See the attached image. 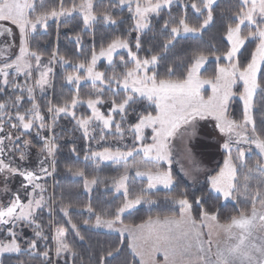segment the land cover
I'll list each match as a JSON object with an SVG mask.
<instances>
[{
  "label": "snow or ice",
  "instance_id": "6c2138e0",
  "mask_svg": "<svg viewBox=\"0 0 264 264\" xmlns=\"http://www.w3.org/2000/svg\"><path fill=\"white\" fill-rule=\"evenodd\" d=\"M251 40L264 0H0V264H264Z\"/></svg>",
  "mask_w": 264,
  "mask_h": 264
},
{
  "label": "rangeland",
  "instance_id": "374dc122",
  "mask_svg": "<svg viewBox=\"0 0 264 264\" xmlns=\"http://www.w3.org/2000/svg\"><path fill=\"white\" fill-rule=\"evenodd\" d=\"M244 44V40L241 37L234 38L232 41V44L230 46L229 54L233 57H235V52ZM264 54V41H258L257 48L253 54V60H258L259 56ZM259 71V68H258ZM200 77H197L196 73L190 69L189 74L187 76L186 81L183 83H178L177 85L173 86L172 89L166 90L165 94L173 95H183V96H190L194 91H198L199 88H202L203 85L200 84ZM202 144L205 146L203 147L202 151L204 155L211 160V163L214 165L220 158L216 156L214 150L211 147L212 139L211 137L207 136L206 134L202 133ZM12 183V182H10ZM16 184L13 182V187H15ZM3 195V194H0ZM147 249L151 248V242H149L148 245L145 246ZM161 255L160 252H156L155 256L159 257ZM162 260H156L155 264H162Z\"/></svg>",
  "mask_w": 264,
  "mask_h": 264
},
{
  "label": "trees",
  "instance_id": "16d2710c",
  "mask_svg": "<svg viewBox=\"0 0 264 264\" xmlns=\"http://www.w3.org/2000/svg\"><path fill=\"white\" fill-rule=\"evenodd\" d=\"M215 34V29H213L208 36H205V40H208L210 36L214 35ZM248 36L249 34L247 32H245V34L243 36H240L244 41L248 39ZM61 44L63 45V41H61ZM192 44V39L191 37H188L186 39H182L180 41L177 42V48H176V52L175 54L176 55H179L181 53H183L184 51H186ZM244 45V44H243ZM257 45H258V41L256 40H251L246 46H245V50L244 52L242 53V56H241V59H244L246 58L249 53H252V55L254 54L256 48H257ZM216 47L219 51H224V48H223V44L219 41V39L217 38V44H216ZM230 48L227 49V51L229 52ZM214 67L213 65H209L208 66V69L207 71L204 73L203 76H199L201 79H206V78H211V73L213 72L214 70ZM191 69V68H190ZM189 69V71H190ZM259 72L264 75V69H259ZM189 74V72H188ZM188 74L186 75L185 79L183 81H180L179 83H183L184 81H186L187 79V76ZM64 126L65 127H70V125L68 124L67 121H64L63 122ZM68 159V155L66 152H63L61 153V160L62 162L64 160H67ZM177 175L179 176V172H177ZM58 180H60L62 183H69L72 181V178L71 177H64V176H58L57 177ZM189 191L191 192V189H189ZM97 197L98 198H103L102 197V193H99L97 192L96 193ZM160 199H162V197H160ZM167 208H165L163 205L158 208V209H155L153 210V214H159V215H163L167 212ZM140 217H144L146 218V213L144 212H141L138 216H133L132 218H129V222L131 220H135L137 223L140 222ZM25 232L26 234L30 235V233H28L27 229H25Z\"/></svg>",
  "mask_w": 264,
  "mask_h": 264
},
{
  "label": "crops",
  "instance_id": "0c3cea01",
  "mask_svg": "<svg viewBox=\"0 0 264 264\" xmlns=\"http://www.w3.org/2000/svg\"><path fill=\"white\" fill-rule=\"evenodd\" d=\"M163 264V263H162Z\"/></svg>",
  "mask_w": 264,
  "mask_h": 264
}]
</instances>
